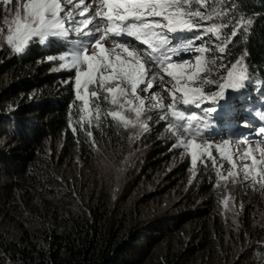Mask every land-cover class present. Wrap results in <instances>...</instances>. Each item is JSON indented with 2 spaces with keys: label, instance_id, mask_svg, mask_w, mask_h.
<instances>
[{
  "label": "trees",
  "instance_id": "trees-1",
  "mask_svg": "<svg viewBox=\"0 0 264 264\" xmlns=\"http://www.w3.org/2000/svg\"><path fill=\"white\" fill-rule=\"evenodd\" d=\"M235 7L254 23L230 45L225 63L247 52L255 109L264 103V0H235ZM3 16L0 10V22ZM61 51L58 43L0 50V264H264L262 230L254 225L264 192L246 194L254 200L234 232L221 210L227 195L215 187L216 170L198 165L188 182L185 157L166 174L162 165L175 154L167 140L145 142V164L124 174V194L115 200L113 182L100 177L99 152L69 127L80 107L75 73L47 61ZM211 128L234 127H221L213 114ZM131 132L108 122L93 130L100 150L127 145ZM135 193L139 205L127 209ZM240 243L236 252L232 245Z\"/></svg>",
  "mask_w": 264,
  "mask_h": 264
},
{
  "label": "snow or ice",
  "instance_id": "snow-or-ice-1",
  "mask_svg": "<svg viewBox=\"0 0 264 264\" xmlns=\"http://www.w3.org/2000/svg\"><path fill=\"white\" fill-rule=\"evenodd\" d=\"M0 10L5 13L0 45L14 53L37 43L62 46L47 61L75 72V98L81 106L76 124L70 121L69 127L84 133L94 151L100 147L93 130L105 122L139 129L129 137L132 141L150 129L156 116L171 148L190 156L194 175L202 164L216 170L215 187L239 182L264 192V147L229 153L224 148L229 140L214 146L205 135L214 114L221 127H244L264 136V106L258 112L252 106L256 86L247 52L225 63L230 45L254 23L236 14L235 0H0ZM182 53H195L194 63L176 60ZM259 91L264 98V81ZM237 159L251 163L238 165ZM229 199L234 197L221 201L225 208Z\"/></svg>",
  "mask_w": 264,
  "mask_h": 264
},
{
  "label": "rangeland",
  "instance_id": "rangeland-1",
  "mask_svg": "<svg viewBox=\"0 0 264 264\" xmlns=\"http://www.w3.org/2000/svg\"><path fill=\"white\" fill-rule=\"evenodd\" d=\"M86 2L91 3V0H86ZM3 14L5 15L4 12H3ZM128 39L131 40L132 38L129 37ZM112 46L113 45L111 42H109V41L106 42V47L111 48ZM0 50H5L6 53L7 52L12 53L13 52L11 50V48H9L6 44L0 45ZM90 51H92V50L90 49ZM194 55H195V53L187 54V55H184V53H182L181 56L178 57V59L179 60L181 58L191 59V62L194 63ZM52 64L55 66V67H53V69L55 71H59V72H61L63 70L69 71L67 69H60L59 68V61H53ZM74 89H75V80H74ZM156 90L160 91V89H156ZM228 91L231 92V90H228ZM140 95L146 96L147 93L141 92ZM164 95H165V97H167V93H164ZM168 102H169V100L166 98L164 103L167 104ZM77 103L79 106H81L80 101H77ZM108 107H110V106H108ZM193 111H196L197 113L202 114V113H200L199 109H193ZM248 130L249 129L245 128L242 131H248ZM136 131H139V129H132L131 135L133 134V132H136ZM249 133H250V131H249ZM205 135L208 139V142L213 143L214 146L215 145H222L223 146V141L225 139L229 140L228 138L222 136L220 133H217V132L214 133L212 131V129H209ZM261 137H264V136H261ZM150 138L151 139L157 138L160 140H167V141L172 143L171 138L165 132V128L163 126V123L159 122L158 118L156 116H153V123L151 124L150 129L148 131L143 132L135 140L130 141V139H128L127 145H125V146H123V145H119V146L112 145L109 147H103L99 151L100 157L98 159V163L104 169L103 173L100 174V177H102V176H104L105 178L107 177V180L110 179L113 182L112 187L114 189V194L117 196V198L115 199L116 201L120 200L122 198V195L124 194V192L122 191L123 186L122 187L120 186V181H121L122 177L124 176V174L128 170L129 171L135 170L136 172L140 171L141 166H143V164H145V162H144L145 161L144 160L145 151L150 148V146H146L145 142H147V140ZM259 143L260 142H256V143L255 142H246V143L242 144V143H235L234 141L229 140V144L227 146H224V148L229 153H235L237 150H239L242 153L244 151V149L246 147H248L249 145H252L253 147H255ZM212 150H213L214 155H217V159H219L218 154L215 153V147H213ZM174 152H175L174 156L169 161L165 162L162 165V168H163V170H165L166 174L171 172L179 164V162L181 160L185 159V157L191 163V158L187 154L182 155L180 150H174ZM95 153L97 154L98 152L95 151ZM254 155L256 156L257 159H259V153L258 152L254 153ZM101 161H104L105 163H101ZM223 163L225 164L226 168L229 167V165H227L226 161H224ZM236 163L238 165H240L242 163H249L250 164L251 162L247 161V160L241 161L240 159H237ZM190 165H191V169L187 173L188 182H190L192 180V177L194 176L193 171H192V163ZM260 167H264V165H262ZM219 188H220V191L223 192L225 195L230 196V197H234V199H229L228 207L225 208V206L223 205L221 210L224 213L225 218L228 219L230 227L233 228L234 232H238V230H239V224H238L239 221L238 220L240 218V212L243 211L244 207L246 206L247 201L254 200L252 198L246 197V194H249V193L254 194L253 192H260V191L253 190V188L251 186L243 187L239 182L236 184H232L230 182L227 184H224L223 182H221V186ZM161 189L165 190V187H161ZM156 191L157 190H152V192H154V193H156ZM153 196H154V198H158L154 194H153ZM135 197H136V193L126 202L125 207H127V209L130 208L133 205V203L136 205V207L139 205L138 199H136V201L133 202L135 200ZM158 203H160V199L153 200L152 202H148L147 206L158 204ZM262 204L264 206V201L262 202ZM122 206H123V202L116 205L117 208H121ZM259 212L261 213L260 215H262V216L259 217L260 216L259 215L258 218L255 219L254 225L262 230V234H261V237H259V241L261 243L263 242V244H264V224L261 226V223L264 222V209L262 211H259ZM247 242H249V240H247ZM250 242H252L251 239H250ZM224 244H225V242H224ZM243 245H245V244H242V245H241V243L239 245L233 244L232 248L234 250H237L236 252H240L239 249ZM225 246H226V244H225ZM244 249L245 248H243L241 251H243Z\"/></svg>",
  "mask_w": 264,
  "mask_h": 264
},
{
  "label": "bare ground",
  "instance_id": "bare-ground-1",
  "mask_svg": "<svg viewBox=\"0 0 264 264\" xmlns=\"http://www.w3.org/2000/svg\"><path fill=\"white\" fill-rule=\"evenodd\" d=\"M109 42H111V41H109ZM133 43L138 44V42H136V41H133ZM139 47L143 48V47H145V46H144V45H140ZM261 147H263V146H261Z\"/></svg>",
  "mask_w": 264,
  "mask_h": 264
}]
</instances>
